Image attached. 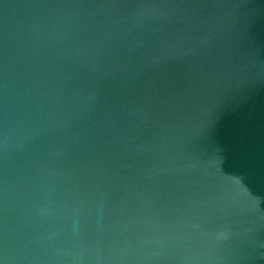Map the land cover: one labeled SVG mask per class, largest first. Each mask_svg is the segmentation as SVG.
I'll use <instances>...</instances> for the list:
<instances>
[{"label": "water", "instance_id": "1", "mask_svg": "<svg viewBox=\"0 0 264 264\" xmlns=\"http://www.w3.org/2000/svg\"><path fill=\"white\" fill-rule=\"evenodd\" d=\"M0 264H264V0H0Z\"/></svg>", "mask_w": 264, "mask_h": 264}]
</instances>
